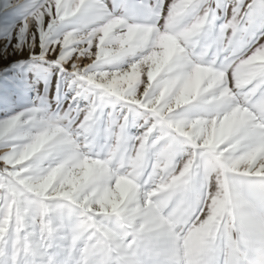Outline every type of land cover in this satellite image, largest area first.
<instances>
[{"label":"snow or ice","instance_id":"1","mask_svg":"<svg viewBox=\"0 0 264 264\" xmlns=\"http://www.w3.org/2000/svg\"><path fill=\"white\" fill-rule=\"evenodd\" d=\"M0 50V264H264V0H0Z\"/></svg>","mask_w":264,"mask_h":264},{"label":"rangeland","instance_id":"2","mask_svg":"<svg viewBox=\"0 0 264 264\" xmlns=\"http://www.w3.org/2000/svg\"><path fill=\"white\" fill-rule=\"evenodd\" d=\"M0 56H2V59H0V66H3V67H6L8 63H10L12 60L17 58L15 56L11 55L10 53H6L3 50H0ZM19 79L30 80L31 74L26 73V72L20 73ZM2 81H3V77L0 76V95H2ZM35 87H36L37 91H39L41 93H44L46 91L43 83L37 84ZM35 94H36L35 92H29V93H27L26 99L19 100V101L14 100V103L17 104V110L19 107H22L28 103H31L32 98L35 96ZM2 103H3V101H0V105H2Z\"/></svg>","mask_w":264,"mask_h":264}]
</instances>
